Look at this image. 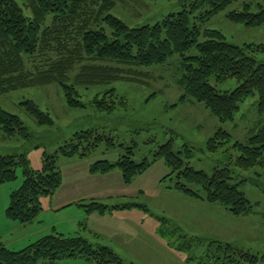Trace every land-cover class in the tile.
Segmentation results:
<instances>
[{
    "label": "rangeland",
    "instance_id": "374dc122",
    "mask_svg": "<svg viewBox=\"0 0 264 264\" xmlns=\"http://www.w3.org/2000/svg\"><path fill=\"white\" fill-rule=\"evenodd\" d=\"M195 1L122 0L110 14L130 28L153 26L170 14L182 12ZM246 5L264 6V0H238L199 25L203 31L222 33L228 43L237 47L264 45V27L248 28L228 18L230 13L241 12ZM253 11L257 12V9L253 8ZM62 53L57 51L36 61H27V70L36 75L47 67V62L58 61ZM258 60L264 62V53L258 55ZM81 67L77 65L74 68L72 77L80 73ZM121 69L125 72L124 80L104 88L80 91L84 97L82 100L91 102L97 93L115 89L117 96L123 98L127 105L120 106L111 116L91 107L70 108L57 84L18 89L0 84V106L18 116L31 135L30 138H8L0 129V157L26 155L30 169L39 171L44 157L57 155L76 133L97 130L115 141L114 147L103 141L84 157L59 156L57 166L62 175V185L54 195L41 198L42 212L30 224L23 225L7 216L11 194L23 184V169L17 170L15 181L0 183V244L9 251L20 252L54 234L68 238L79 236L95 248H110L123 264L209 263V260H215L213 256L224 251L223 248L222 252L218 251L220 245L232 244L237 249L257 255L258 264H264V168L240 171L233 166L240 156L234 148L235 143L246 144L261 126L258 94L240 104L233 121L221 123L204 105L191 99L180 101L183 94L177 84L183 71L180 56L176 55L160 66ZM210 84L220 93H231L239 87L234 79L217 83L215 78H210ZM25 101L34 102L42 112L48 113L53 125H40L22 105ZM220 130L227 132L231 140L212 154L207 144ZM169 142L173 144V152L182 153L184 162L196 171L211 176L214 169L232 165L230 168L235 172L232 184L239 185V190L251 202L252 213L235 217L224 206L217 205L212 206L215 211H208L211 218L202 223L197 218L198 214L206 213L205 209H200L203 208L202 201L186 197L175 189L176 175L168 177L171 169L163 159L157 160L130 184L124 183L118 169L107 176L91 172L92 166L98 162L116 164L127 156L128 148L133 149L136 163L151 162L159 148ZM187 148L192 154H187ZM190 187L196 193L204 194L200 186ZM92 204L108 207L135 204L146 210H135L138 216L125 214L126 211L101 215L100 212L89 211L88 206ZM141 218L146 219L144 228L147 234L149 231L152 234L158 226V236L162 237H150L136 227L125 229V220ZM52 264L94 263L76 258Z\"/></svg>",
    "mask_w": 264,
    "mask_h": 264
},
{
    "label": "trees",
    "instance_id": "16d2710c",
    "mask_svg": "<svg viewBox=\"0 0 264 264\" xmlns=\"http://www.w3.org/2000/svg\"><path fill=\"white\" fill-rule=\"evenodd\" d=\"M120 1L0 0V84H7L10 89L57 84L70 108L91 107L111 116L120 106L127 105L123 98L117 96L115 89L97 93L91 102H84L80 91L104 88L124 80L125 72L121 67L160 66L178 55L183 64L182 75L177 81L183 92L180 101L191 99L204 105L221 123L233 121L240 104L258 94L261 126L246 144L235 143L234 148L240 156L233 166L240 171L264 168V62L258 60V55L264 53V45L237 47L228 43L222 33L203 31L199 25L238 0H196L182 12L170 14L153 26L137 28H130L110 14ZM228 18L248 28L264 27V6L246 5L241 12L230 13ZM57 51H63L62 57L58 61L47 62V67L39 70L38 74L27 70V61H36ZM192 52L195 55L189 56ZM77 65H82L81 71L72 77ZM210 78H215L217 83L234 79L239 87L231 93H220L210 84ZM22 105L40 125H53L50 115L42 112L34 102L25 101ZM0 129L8 138L31 136L19 117L1 106ZM230 140V135L220 130L208 141V151L214 154ZM103 141L115 146L114 138L97 130L76 133L57 155L44 157L39 171L30 169L26 155L0 157V183L15 181L19 168L23 169L24 176L22 186L11 194L8 218L23 225L34 222L42 212L41 198L54 195L62 185V175L57 166L59 156L84 157ZM186 152L192 154L189 148ZM181 154H175L173 144L169 142L159 148L153 161L144 160L138 164L133 160V149L128 148L127 156L116 164L98 162L92 166L91 172L108 174L118 169L124 183L130 184L157 160L163 159L171 169L168 177L176 175V190L195 199L221 204L235 217L252 213L251 202L239 190V185L232 184L235 174L230 168L232 165L216 168L210 176L186 164ZM190 185L200 186L204 194L196 193ZM127 208L130 207L121 209ZM88 209L101 214L111 210L100 204H92ZM220 246L218 251L222 248L224 251L213 256L214 261L207 258L209 263H200H259L257 255L230 244ZM76 258L94 264H123L110 248H95L79 236L68 238L54 234L20 252L9 251L0 244V264H52Z\"/></svg>",
    "mask_w": 264,
    "mask_h": 264
},
{
    "label": "crops",
    "instance_id": "0c3cea01",
    "mask_svg": "<svg viewBox=\"0 0 264 264\" xmlns=\"http://www.w3.org/2000/svg\"><path fill=\"white\" fill-rule=\"evenodd\" d=\"M104 176H107V174H105ZM178 191V190H177ZM178 192H180V191H178ZM180 193H182V192H180ZM183 194V193H182ZM184 196H186V197H189V196H187V195H185V194H183ZM189 198H191L192 199V197H189ZM193 199H195V198H193ZM196 200H200V199H196ZM200 201H202L201 202V206H203V208H200V209H205L206 210V213H200V214H198L197 215V218H198V220H200L202 223L204 222V221H206V219H210L211 218V213H209L208 211H210V210H214L215 211V208L214 207H212V206H220L221 204H218V203H216V204H212V203H208V202H206V201H203V200H200ZM105 206H107V205H105ZM130 207V208H127V209H121V208H123V207ZM126 206H114V207H109L111 210H108V211H106L105 213H103V214H101V215H104V214H108V212H113L114 211V213L116 212V213H121L122 211H126L127 213H125V214H129V215H133V216H138L137 214H139V213H137V211H135V210H140V208H141V210H143L144 208H142L141 206H137V205H135V204H131V205H126ZM223 205H221L220 207H222ZM108 207V206H107ZM116 207H118V208H116ZM210 209V210H209ZM144 210H146V209H144ZM145 212V211H144ZM232 214V213H231ZM233 215V214H232ZM250 215V214H249ZM234 216V215H233ZM246 216H248V215H246ZM242 217H244V216H242ZM159 221V220H158ZM125 223H126V225H125V229H127V230H131V229H134L135 227L136 228H138V229H141V231H143V234H147L146 233V229L144 228V224L146 223V219L145 218H141V220H125ZM155 230H154V232H152V234L151 233H149L148 232V236H150V237H154V238H156V239H160L161 237L160 236H158L160 233H159V229H160V227H158V226H155ZM157 233V234H156ZM97 237H98V235H96ZM193 240H197L198 238H192ZM232 245V244H231ZM100 247H106V246H100ZM97 248H99V247H97ZM108 248V247H107ZM189 261H190V259H189ZM198 262V264H201L200 262L201 261H197Z\"/></svg>",
    "mask_w": 264,
    "mask_h": 264
}]
</instances>
